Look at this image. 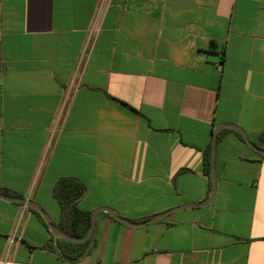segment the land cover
Segmentation results:
<instances>
[{
	"label": "crops",
	"instance_id": "obj_1",
	"mask_svg": "<svg viewBox=\"0 0 264 264\" xmlns=\"http://www.w3.org/2000/svg\"><path fill=\"white\" fill-rule=\"evenodd\" d=\"M220 125L260 144L264 0H0V189L59 229L63 177L86 185L91 221L167 213L100 211L72 259L0 198V264H264V156L235 132L218 135L212 201L179 209L210 196Z\"/></svg>",
	"mask_w": 264,
	"mask_h": 264
},
{
	"label": "trees",
	"instance_id": "obj_2",
	"mask_svg": "<svg viewBox=\"0 0 264 264\" xmlns=\"http://www.w3.org/2000/svg\"><path fill=\"white\" fill-rule=\"evenodd\" d=\"M235 132L233 130H226ZM242 141L244 139L240 134L235 132ZM221 138V135L218 139ZM259 147H262L264 143V133L259 138ZM245 142V141H244ZM211 168V146L205 152V173L210 178ZM0 192L7 195H14L8 190L0 189ZM87 187L80 180L73 177L60 178L54 188L53 196L58 201L62 209V219L60 222V229L65 234L74 238H83L87 235L91 226V213L85 212L78 207L79 201L86 195ZM36 212V211H34ZM37 213V212H36ZM39 216L40 214L37 213ZM87 243H71L62 241L60 245V252L67 258L77 259L82 257L86 251Z\"/></svg>",
	"mask_w": 264,
	"mask_h": 264
},
{
	"label": "water",
	"instance_id": "obj_3",
	"mask_svg": "<svg viewBox=\"0 0 264 264\" xmlns=\"http://www.w3.org/2000/svg\"><path fill=\"white\" fill-rule=\"evenodd\" d=\"M223 129H230V130H233V131L237 132L238 134H240L242 136V138L244 139L245 143L251 149H253L258 154L264 156V149H262L261 147L256 145L240 127L235 126V125H220L219 127H217L215 129V131L213 133V140H212V144H211L210 178H211L212 190H211L210 196L207 199V201H205L204 203H200L199 205H197V204L185 205V206L179 207V209L188 208V207H192V206L206 205V204L210 203L212 201V199L214 198L215 193H216V187H217V176H216V166H215L216 148H217V144H218V135ZM0 198L3 199V200H6V201L12 202V203L21 204V205L30 207L31 209H34L35 211L40 213V215L43 217V219L45 220L46 224L48 225L51 233L56 238H61V239H64L66 241H69L71 243H85V242L89 241V239L92 236H94V234L96 232V226H97L96 225V217H97V214L100 211L108 213L111 217H113L114 219H116L117 221H119V222H121V223H123L125 225L136 226V227L145 226V225H148L150 223H154V222L164 218L166 216V214H167V213H164V214H161V215H156L155 217H152V218L148 219L145 222L138 223V222H132L129 219H126V218L120 216L119 214H117L116 212H114L111 209L102 208V209H100L98 211H95L93 213L91 226L89 228V231H88L87 235L85 237H83V238H74V237H71V236L65 234L56 225H54V223L51 221V219L48 216V214L46 213V211H44L39 205H37L33 201H30L28 199H24V198H21V197H15V196H12V195H7V194L2 193V192H0Z\"/></svg>",
	"mask_w": 264,
	"mask_h": 264
}]
</instances>
